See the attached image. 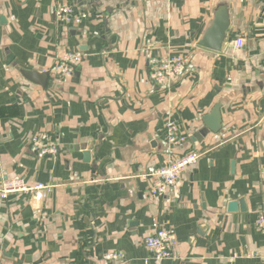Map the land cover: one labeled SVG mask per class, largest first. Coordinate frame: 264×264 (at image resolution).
Returning a JSON list of instances; mask_svg holds the SVG:
<instances>
[{"label": "crops", "instance_id": "obj_1", "mask_svg": "<svg viewBox=\"0 0 264 264\" xmlns=\"http://www.w3.org/2000/svg\"><path fill=\"white\" fill-rule=\"evenodd\" d=\"M219 1L0 0V183L47 187L0 199L2 264H107L113 253L128 264H264V0H227L229 41L214 52L198 43ZM58 4L86 17L62 25ZM66 54L81 59L71 78L51 72ZM163 57L187 66L157 85L147 62ZM31 71L46 72V86ZM216 106L211 132L203 119ZM169 119L186 136L176 146L161 132ZM40 133L57 157L32 154ZM190 151L197 164L152 197L140 176ZM240 198L247 213H228ZM159 228L175 246L155 262L145 239Z\"/></svg>", "mask_w": 264, "mask_h": 264}, {"label": "built area", "instance_id": "obj_2", "mask_svg": "<svg viewBox=\"0 0 264 264\" xmlns=\"http://www.w3.org/2000/svg\"><path fill=\"white\" fill-rule=\"evenodd\" d=\"M54 17L62 25L79 24L86 14H75L73 9L65 4H58L54 8ZM240 47V42H237ZM80 57L72 54H66L55 63L51 72L57 75L71 78L73 67L80 62ZM149 76L154 84L160 85L164 82L178 78L187 66V61L181 57H163L159 59H149L147 62ZM162 134L165 141L176 146L186 140V136L180 132L176 121L167 120L162 128ZM30 151L38 158H55L59 154V146L56 141L46 133L34 135L30 139ZM201 154L190 151L178 159L169 162L166 166L159 168H149L145 174L140 176L142 182L151 180L150 195L154 198L162 197L165 192L174 187L180 180L182 174L189 167L197 164ZM47 187L43 184L28 186L20 177L5 180L0 183V199L5 200L11 194L32 195L45 190ZM264 225V217L259 221ZM175 246V236L171 229H157L153 234L145 239V247L151 254V259L155 262L170 259L172 250ZM107 264L112 262L117 264H128L124 256L119 253L108 254L105 257ZM0 264L2 262L0 261Z\"/></svg>", "mask_w": 264, "mask_h": 264}, {"label": "water", "instance_id": "obj_3", "mask_svg": "<svg viewBox=\"0 0 264 264\" xmlns=\"http://www.w3.org/2000/svg\"><path fill=\"white\" fill-rule=\"evenodd\" d=\"M230 6L227 0H220L213 12V19L211 24L206 29L203 37L201 38L198 46L212 50L214 52H220L225 42H228L227 33L230 28ZM3 19H1L2 23ZM23 76L30 82L37 84L41 87L46 86L48 80V74L42 71L23 72ZM203 124L211 132H215L220 127V113L216 106L212 113L203 119ZM203 133V132H202ZM198 138V136H195ZM82 149L83 157L86 162L90 161V151L86 149V146H80ZM227 212L230 214H237L238 212L244 214L247 213L244 199L240 198L237 201L229 202L227 205ZM240 243L245 251V240L240 238Z\"/></svg>", "mask_w": 264, "mask_h": 264}]
</instances>
